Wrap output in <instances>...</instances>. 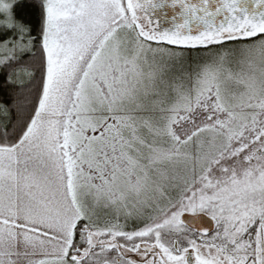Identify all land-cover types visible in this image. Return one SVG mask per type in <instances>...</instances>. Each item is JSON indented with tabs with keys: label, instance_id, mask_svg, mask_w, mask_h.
<instances>
[{
	"label": "snow or ice",
	"instance_id": "6c2138e0",
	"mask_svg": "<svg viewBox=\"0 0 264 264\" xmlns=\"http://www.w3.org/2000/svg\"><path fill=\"white\" fill-rule=\"evenodd\" d=\"M0 264H264V0H0Z\"/></svg>",
	"mask_w": 264,
	"mask_h": 264
},
{
	"label": "water",
	"instance_id": "95a60500",
	"mask_svg": "<svg viewBox=\"0 0 264 264\" xmlns=\"http://www.w3.org/2000/svg\"><path fill=\"white\" fill-rule=\"evenodd\" d=\"M174 11H178V9L173 10L171 8L165 7L164 9L158 11L155 14L154 18L160 20L162 28L168 27L169 26L168 22L171 20ZM201 225L207 227L210 231L214 230V225L210 222V220L207 217H201Z\"/></svg>",
	"mask_w": 264,
	"mask_h": 264
},
{
	"label": "trees",
	"instance_id": "16d2710c",
	"mask_svg": "<svg viewBox=\"0 0 264 264\" xmlns=\"http://www.w3.org/2000/svg\"><path fill=\"white\" fill-rule=\"evenodd\" d=\"M19 11V10H18ZM28 12H29V15H30V18H31V21L33 23H38L39 21V9H28ZM187 71L191 72L192 71V67L189 66L187 67Z\"/></svg>",
	"mask_w": 264,
	"mask_h": 264
}]
</instances>
